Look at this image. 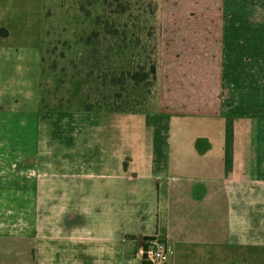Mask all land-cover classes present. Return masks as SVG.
Segmentation results:
<instances>
[{
    "label": "crops",
    "instance_id": "obj_1",
    "mask_svg": "<svg viewBox=\"0 0 264 264\" xmlns=\"http://www.w3.org/2000/svg\"><path fill=\"white\" fill-rule=\"evenodd\" d=\"M186 1L188 19L171 24L187 36L161 44L159 53V72L186 74V82L160 83L158 115L146 116L150 131L137 130L141 115H122L123 170L157 198L154 226L124 233L135 259L64 264H143L137 252L151 237L166 244V264H264V0ZM42 58V46L0 52V139L11 136L5 122L37 119V129L47 122L33 74ZM23 164L20 157L12 162L16 171ZM0 240L1 252L2 231ZM22 249L32 251L29 242ZM29 263L0 254V264Z\"/></svg>",
    "mask_w": 264,
    "mask_h": 264
},
{
    "label": "rangeland",
    "instance_id": "obj_2",
    "mask_svg": "<svg viewBox=\"0 0 264 264\" xmlns=\"http://www.w3.org/2000/svg\"><path fill=\"white\" fill-rule=\"evenodd\" d=\"M153 1L157 82L150 95L127 91L116 98L100 87L94 66L107 49L114 55L116 43L100 38L93 55L80 41L96 31L91 23L101 13L100 0H0V32L11 34L9 40L0 36V52H35L42 46L43 66L35 59L33 74L35 84L41 80L42 110L50 112L40 129L37 119L3 124L11 135L0 139L3 259L64 264L80 258H136L134 249L127 251L124 233L153 227L158 203L147 184L127 180L126 158L120 157L122 115H141L134 122L137 130L150 131L146 116L158 115L160 83L187 79L186 74L159 72L161 44L165 48L187 36L184 27L171 24L188 19L187 1ZM79 5L92 12L91 19H85ZM102 95H108L107 103ZM146 140L151 141L150 135ZM17 157L25 160L19 171L12 166ZM27 242L31 252L22 249Z\"/></svg>",
    "mask_w": 264,
    "mask_h": 264
},
{
    "label": "trees",
    "instance_id": "obj_3",
    "mask_svg": "<svg viewBox=\"0 0 264 264\" xmlns=\"http://www.w3.org/2000/svg\"><path fill=\"white\" fill-rule=\"evenodd\" d=\"M100 3L101 13L95 16L91 23L96 31L90 32L80 41L84 43L85 48L90 49L89 53L93 55L97 53L96 45L100 38L113 40L117 48L113 56L109 55L111 49H107L103 58L95 61L94 66L98 67L95 79L103 91H112V95L116 98L121 97L119 92L127 91L150 95L157 82L154 24L157 12L156 2L153 0H100ZM79 10L85 15V19H91L90 10L80 5ZM42 62H44L43 58ZM107 97L108 95H102L100 99L107 103ZM108 108L113 112L120 111L119 109L115 111L114 106Z\"/></svg>",
    "mask_w": 264,
    "mask_h": 264
},
{
    "label": "built area",
    "instance_id": "obj_4",
    "mask_svg": "<svg viewBox=\"0 0 264 264\" xmlns=\"http://www.w3.org/2000/svg\"><path fill=\"white\" fill-rule=\"evenodd\" d=\"M137 255L143 264H166L170 252L160 238L151 237L142 240Z\"/></svg>",
    "mask_w": 264,
    "mask_h": 264
}]
</instances>
